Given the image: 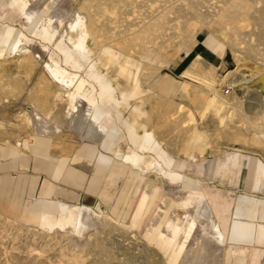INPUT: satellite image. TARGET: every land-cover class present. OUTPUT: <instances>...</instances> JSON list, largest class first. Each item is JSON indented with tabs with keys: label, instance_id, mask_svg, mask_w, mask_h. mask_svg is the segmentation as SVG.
Instances as JSON below:
<instances>
[{
	"label": "bare ground",
	"instance_id": "1",
	"mask_svg": "<svg viewBox=\"0 0 264 264\" xmlns=\"http://www.w3.org/2000/svg\"><path fill=\"white\" fill-rule=\"evenodd\" d=\"M3 5L15 23L0 24V111L16 105L17 114L0 129V143L86 166L93 146L120 156L148 179L130 230H139L149 199L165 191L144 233L161 263L222 264L228 247L185 169L207 158L208 149L215 156L260 152L264 160V0ZM204 29L220 43L223 61L197 56L176 74L171 65L192 51ZM228 51L234 69L224 59ZM119 227L125 229L100 203L26 222L0 212V264H112L117 250L105 240ZM85 248L94 252L90 261Z\"/></svg>",
	"mask_w": 264,
	"mask_h": 264
},
{
	"label": "crops",
	"instance_id": "2",
	"mask_svg": "<svg viewBox=\"0 0 264 264\" xmlns=\"http://www.w3.org/2000/svg\"><path fill=\"white\" fill-rule=\"evenodd\" d=\"M3 1L0 0V3H2V6H0V24H14L15 17L11 16V10L3 5ZM205 30L209 34L203 33ZM219 46L220 43L212 38L210 31L204 29L198 34L197 43L192 51L184 56L191 59L188 64L197 56H201L211 64L219 65L223 59ZM183 60L184 57L181 62ZM0 151H2L0 159H8L10 164L19 162V170L23 172L29 170V161L34 164V174H31L30 177L19 176L15 180L8 174L0 176L1 213L16 218L18 221L26 222L30 218L43 214V212L59 211L62 207L92 205L87 202H67L55 198L54 195L62 194L64 191L57 187L53 181L54 179L63 181L65 184L81 187L89 193L98 195L105 202L116 198L118 192L120 195L110 214L120 225L128 226L129 229L132 228L131 220H134L132 219L133 215H136L148 179H146V174L144 175L125 164L120 156H112L99 151L97 147H90L87 152L88 157L93 160L92 166L90 165L91 170L88 165L74 163L70 156H51L48 153L33 149L19 151L14 144L0 143ZM80 153L84 155L85 152ZM207 160L208 157L195 164L188 165L185 173L188 176L191 175L190 177L197 182L203 192L212 218H215L214 221L218 225L228 247L227 258L222 264H264V198L259 199L245 194L239 200H236L224 196L222 191L212 190L207 184L209 173L205 172L204 165ZM215 160L217 165L213 172L214 177L219 176L222 181L227 180L231 185H235L241 182L243 173L241 169L244 167L246 169V188L254 190L259 186L264 189V160L261 157L231 151L226 152L223 156H216ZM211 163L213 161H210V166ZM3 167V163L0 162V170ZM42 171H47L50 178L42 179L39 185ZM120 183H122L121 187L118 186ZM38 186V193H36ZM29 188L30 196L26 200L24 194ZM164 197L165 191H159L149 199L139 220V230L145 227L146 231L147 224L158 211ZM120 204L124 206L121 211ZM171 208L172 205L162 217L156 232L161 229ZM126 212L132 213L129 222L125 220L124 213Z\"/></svg>",
	"mask_w": 264,
	"mask_h": 264
},
{
	"label": "rangeland",
	"instance_id": "3",
	"mask_svg": "<svg viewBox=\"0 0 264 264\" xmlns=\"http://www.w3.org/2000/svg\"><path fill=\"white\" fill-rule=\"evenodd\" d=\"M203 33L209 34V32L206 30ZM184 55H186V54H183V57H184L183 62L178 60L174 64L171 65V70L174 71L176 74H180L182 72V70L184 69V67L191 60L188 57H185ZM224 59L226 62L229 63L228 67L230 69L235 68L233 56L230 53V51L227 52ZM222 61H223V59H222ZM223 91H224V94H226V93L228 94L229 89L224 88ZM10 100L11 101H9V102L13 101L12 99H10ZM9 107H8L9 109L6 108L7 110L0 111V119L2 118L0 121L1 131H5L6 129L9 128L8 125L11 122H13V119H14L15 115L17 114L16 105H9ZM13 109H15V110H13ZM6 120H8V121H6ZM3 122H7L8 124L7 123L4 124ZM5 125H6V127H5ZM223 146H224V148L221 150H223V151L228 150L227 145H223ZM78 151L83 152L84 147H80L78 149ZM210 152H211V149H208V151H207L208 160H207V162H205L204 165H205V169H206L205 172L209 173V178L207 180V184L212 190L222 191L224 196H228L229 198L231 197V198H234L236 200H239L245 194H248L250 196H255L259 199L264 198V189H261L259 186L254 190H250V189L246 188V183H245V174H246L245 171H246V169L244 167H242V169H241L243 172L241 182L237 183L235 185H231L227 180L222 181L219 176L214 177L213 172H214L216 165H217L216 160H215L216 156L214 154H211ZM227 152H229V150ZM0 153H2V151H0ZM246 153L253 154V155H256L259 157L261 156L260 152H258L259 154L257 152H255V154H254L252 151H248ZM208 154H210V155H208ZM9 161L10 160L5 159V158L0 159V162L3 163V166H4L3 169L0 170V176L8 174L9 176H11L12 178H15V180H17L19 178V176H29L30 177L31 174H34V172H33V165L34 164L31 161L28 162V164L30 165L29 170L25 171V172L19 170V167H20L19 162L15 163V164H10ZM210 161H213V163H211V166H210ZM40 176H41L40 177L41 179L39 181V185H40V182L42 179H44L46 177L50 178V174H48L47 171H42ZM53 181L55 182V184L57 185L58 188H60L64 191V193H62V194H58L56 196L54 195L55 198H59L61 200L67 201V202H80V203L87 202V203H91L92 205L99 202L102 206L107 207L109 213L112 211V208L114 207V205L117 202V199L120 195L117 192L116 198L111 199L108 202H105L98 195L93 194V193H89L86 190H83V188H81V187H76L74 185L65 184V183H63V181H59V180L53 179ZM118 186L121 187L122 183H120ZM38 189H39V186L36 190V193H38ZM29 193H30V188L27 189L26 193L24 194V198L26 200L30 196ZM119 208L121 211L124 208L123 204H120ZM124 214H125L124 215L125 220L127 222H129L131 219L132 213L126 212ZM122 227H124L127 230L119 227L117 230H114L113 232H111L105 240L106 246H108L112 250L113 249L117 250L116 252H115V250H113L115 252V254L117 255V259H113L112 264H150V263L156 264V263H152V262H155L156 260H157V263L160 262L159 264H162L161 263V261L163 260L162 257L156 253L159 251L158 247H156L153 240L148 241L144 237L145 227H142L141 230H130L129 228H127L128 226H122ZM7 242H9V241H7ZM151 243H153V244H151ZM55 252L56 251L54 250L51 254H55ZM84 252H85L84 254H87L86 252H88V250H86V248H85ZM91 255H92V257H91ZM93 256H95L94 252L88 253L87 257H90L88 259V261H90V259H92ZM103 260H104V262H107V261H105L106 260L105 258H103Z\"/></svg>",
	"mask_w": 264,
	"mask_h": 264
}]
</instances>
